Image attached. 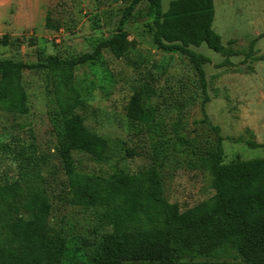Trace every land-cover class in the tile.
<instances>
[{
  "label": "rangeland",
  "instance_id": "rangeland-1",
  "mask_svg": "<svg viewBox=\"0 0 264 264\" xmlns=\"http://www.w3.org/2000/svg\"><path fill=\"white\" fill-rule=\"evenodd\" d=\"M131 1L0 0V60L29 66L23 72L28 114L9 113L0 105V187L16 177L20 165L3 146L19 150L23 147L27 152L33 147L35 158L43 166L40 173L52 194L50 227L66 239L67 263L89 262L113 228L105 226L92 210L72 204L63 162L56 153L53 121L59 113L58 83L50 71L35 66L45 63L50 55L70 57L92 52L99 42L115 34ZM173 1L163 0L164 12ZM215 13L213 28L227 53L234 56L227 58L206 45L191 47L197 55L210 60L204 66L206 91L189 58L159 50L146 33L145 18L139 15L126 27L130 33L129 48L122 58L105 52L96 66L84 65L75 70L78 91L98 112L88 127L110 141L134 149L137 155L122 160L121 166L133 173L155 168L167 203L180 206L181 210L194 208L215 196L213 174L205 156L217 140L211 125L221 128L225 163L264 158V0H215ZM5 37L7 43H3ZM140 79L159 88L160 116L165 119L168 132L172 122H177L179 107L184 108L186 116L180 133L187 128L181 134L186 143L174 134L162 141L160 137L152 139L128 123L126 108L133 86ZM84 89L91 90V94L83 93ZM206 99L208 119L202 112ZM157 142L164 146L160 159ZM249 143L263 147L253 149ZM83 162L86 168H96L85 158ZM205 261L243 264L238 253L229 247L214 257L202 258L201 262Z\"/></svg>",
  "mask_w": 264,
  "mask_h": 264
},
{
  "label": "trees",
  "instance_id": "trees-1",
  "mask_svg": "<svg viewBox=\"0 0 264 264\" xmlns=\"http://www.w3.org/2000/svg\"><path fill=\"white\" fill-rule=\"evenodd\" d=\"M215 14V0H175L166 12L163 0H132L115 34L99 42L92 52L70 57L50 55L45 63L35 66L50 71L58 83L59 113L53 121L56 153L63 162L72 204L92 210L113 233L104 236L89 262L67 263L66 239L50 227L52 194L40 173L43 166L35 158L36 151L33 147L27 152L23 147L3 146L20 165L16 177L0 187V264H15L13 259L20 264H218L201 261L228 247L238 253L243 264H264V158L225 163L221 128L211 125L217 140L205 156L215 196L187 210L172 207L155 168L133 173L121 166V161L133 159L136 151L88 127L98 112L78 91L75 81L78 67L96 66L105 52L118 59L126 54L130 38L126 27L139 15L145 18L146 33L159 50L189 58L206 91L204 66L210 60L191 47L206 45L227 58L232 55L213 28ZM28 67L23 62L0 60V105L9 113L29 112L23 86V72ZM158 89L147 80L136 82L126 108L128 123L152 139L160 137L162 141L174 134L186 143L181 134L187 128L180 133L184 108L179 107L177 122H172L168 132L160 116ZM82 91L91 94L89 89ZM206 103L208 99L202 112L208 119ZM157 143L160 159L164 146ZM249 146L263 147L255 143ZM84 158L96 168H86Z\"/></svg>",
  "mask_w": 264,
  "mask_h": 264
}]
</instances>
